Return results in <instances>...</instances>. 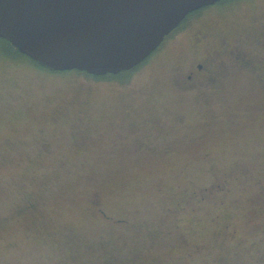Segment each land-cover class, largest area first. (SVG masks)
<instances>
[{"label": "rangeland", "instance_id": "rangeland-1", "mask_svg": "<svg viewBox=\"0 0 264 264\" xmlns=\"http://www.w3.org/2000/svg\"><path fill=\"white\" fill-rule=\"evenodd\" d=\"M229 6L128 85L0 56V264H264V79L236 71L211 106L171 83L225 41L264 57V0Z\"/></svg>", "mask_w": 264, "mask_h": 264}, {"label": "water", "instance_id": "water-1", "mask_svg": "<svg viewBox=\"0 0 264 264\" xmlns=\"http://www.w3.org/2000/svg\"><path fill=\"white\" fill-rule=\"evenodd\" d=\"M221 0H0V38L58 72L119 74Z\"/></svg>", "mask_w": 264, "mask_h": 264}, {"label": "flooded vegetation", "instance_id": "flooded-vegetation-1", "mask_svg": "<svg viewBox=\"0 0 264 264\" xmlns=\"http://www.w3.org/2000/svg\"><path fill=\"white\" fill-rule=\"evenodd\" d=\"M239 0H235L226 4H214L212 8L214 16L215 15H226V10L237 3ZM208 8V9H210ZM193 16L190 20H198L202 23L206 19V15H202L205 11ZM189 20V21H190ZM186 29V28H185ZM254 33V32H253ZM206 38L204 33H197V35L192 37V42L196 46L203 43ZM251 38H254L258 44L261 46L260 50L264 53V25L260 26L257 33H255ZM234 43L223 42L219 44V47L202 53L198 58H193L184 61V63L177 69L175 77L172 79V85L175 89L188 96H200L204 98L208 106L213 103V98L224 91L226 81L230 78L236 71H249L251 74L258 75L261 79H264V57L255 56V53L248 52L243 48V38H237L233 41ZM163 45V44H162ZM161 45V46H162ZM161 49V48H160ZM259 50V49H258ZM159 53L154 52L139 68L128 74H122L123 72L114 75L108 74L105 76H94L87 75L86 77L93 82H111L112 84H119L120 86L128 85L135 74V72L154 61L156 55ZM135 69V68H134ZM133 70V69H132ZM88 99L80 102L83 107V115L88 111ZM63 115V111L60 113ZM69 114H64L67 116ZM183 126V125H182ZM225 186V185H224ZM100 212L104 213L102 209ZM105 214V213H104ZM105 218L108 216L105 214Z\"/></svg>", "mask_w": 264, "mask_h": 264}, {"label": "trees", "instance_id": "trees-1", "mask_svg": "<svg viewBox=\"0 0 264 264\" xmlns=\"http://www.w3.org/2000/svg\"><path fill=\"white\" fill-rule=\"evenodd\" d=\"M232 1H235V0H221L219 1L218 3L216 4H226V3H229V2H232ZM211 6H208V7H205V8H202L200 10H198L197 12H194L192 14H190L184 21L183 23L179 26V28L177 30H175L169 37H171L172 35H174V33L182 30L186 24L189 22V20L195 16L196 14H199L201 13L202 11L210 8ZM168 38V37H167ZM166 38V39H167ZM0 56H3V57H7L8 59H12V60H22V59H27L29 60V62L34 66L36 67L37 69L39 70H43V71H48V72H51V73H54V74H57V73H61V74H64L68 71H64V72H58V71H53L41 64H39L38 62L34 61L33 59L29 58L28 56L22 54L16 47H14L10 41L6 40V39H3V38H0ZM144 63V62H143ZM142 63V64H143ZM141 64V65H142ZM141 65L137 66V68H139ZM137 68L129 71V72H133L135 71ZM78 73L80 74H83L85 76H89L90 74L86 73V72H82V71H78L76 70ZM129 72L127 71H124L122 74H128ZM112 77H114V74L112 75Z\"/></svg>", "mask_w": 264, "mask_h": 264}]
</instances>
